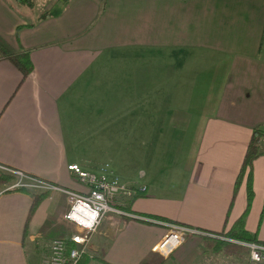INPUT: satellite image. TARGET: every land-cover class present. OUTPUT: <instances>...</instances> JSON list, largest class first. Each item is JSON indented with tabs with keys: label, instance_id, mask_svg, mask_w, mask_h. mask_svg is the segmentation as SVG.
Here are the masks:
<instances>
[{
	"label": "crops",
	"instance_id": "1",
	"mask_svg": "<svg viewBox=\"0 0 264 264\" xmlns=\"http://www.w3.org/2000/svg\"><path fill=\"white\" fill-rule=\"evenodd\" d=\"M0 36L31 64L21 78L0 55V170L73 192L86 187L68 164L104 172L124 188L114 206L141 191L103 215L77 264H158L155 220L216 236L245 207L264 242V153L248 205L238 175L264 126V0H55L42 14L0 0ZM116 142L140 168L115 159ZM31 192L0 189V264H45L50 241L76 231L58 189L27 220Z\"/></svg>",
	"mask_w": 264,
	"mask_h": 264
},
{
	"label": "built area",
	"instance_id": "2",
	"mask_svg": "<svg viewBox=\"0 0 264 264\" xmlns=\"http://www.w3.org/2000/svg\"><path fill=\"white\" fill-rule=\"evenodd\" d=\"M68 169L71 170L75 179L84 184L86 187L85 192H73L68 189H59L56 185L50 184L43 179H35L31 176L21 174L24 178H27V181L24 183H14L6 187V189H14L16 187H31L34 190H46L50 191L52 189H58L59 191L65 193L68 199V205L63 214V219L72 223L76 229V233H71L69 237H60L55 236L50 241L49 254L45 259V264H77L79 256L81 255L83 248L87 245L89 236L93 230L84 228L78 223L76 219L71 218L74 214L80 219L87 220L88 214L93 211L98 212L97 220L98 224L105 213L120 214L123 213L117 206L112 205V199L119 191H123V187L118 182L117 178L111 177L104 172L95 173L90 171H84L77 164H68ZM0 169H6L0 166ZM154 222L159 223L165 229L163 236L154 243L152 247V252L159 253L161 257H166L171 253L179 244H177V239L184 241V239L191 235H203L208 234L205 232L198 231L195 227L184 226L181 223H172L170 221L162 222L160 220H155ZM95 226V228L98 226ZM82 240L83 242H77V239ZM226 241L231 240L236 244H243L247 248V259L248 262L245 264H264V243L260 241H248V240H237L235 238H223ZM67 241H71V244L66 250ZM75 253V255H74ZM165 253H167L165 255ZM253 253H255L259 259L253 258Z\"/></svg>",
	"mask_w": 264,
	"mask_h": 264
},
{
	"label": "trees",
	"instance_id": "3",
	"mask_svg": "<svg viewBox=\"0 0 264 264\" xmlns=\"http://www.w3.org/2000/svg\"><path fill=\"white\" fill-rule=\"evenodd\" d=\"M17 5L20 4H26L27 6H30V0H14ZM0 55L8 58L19 70L21 74V78L24 77L28 72H31V64L28 59V55L26 51L21 50L17 51L14 50L12 47L9 46V44L0 36ZM264 136V126L261 127H252L251 134L249 141L246 146V151L244 152L242 164L239 169V176H245V191H246V199L248 200L246 205L251 201L250 198L252 196V188L251 187V176L250 175V164L252 163L251 160L258 155H261L264 153V150L259 149V140ZM15 179V175L11 172L0 170V185H11L10 183ZM15 189H23V187H16ZM14 190V189H13ZM8 191V190H7ZM141 191H132L131 193L127 194L123 198H120V203L117 205L119 207H122V209L127 208L129 205L131 199L133 197H136L140 194ZM45 194V191H39V192H31V200L29 207L27 208V220L30 214L32 213L33 209H36L38 202L40 201L41 197ZM123 203V205L121 204ZM246 207L245 210H243V213L240 214V216L235 220V222L232 223L231 226L228 227L225 231H219L216 236H210V235H203L199 239V243L203 248L210 249L212 252H220L224 255L226 254H236L238 255L239 252H241V248L237 247L235 243L227 242L223 240V238H220V236L225 238H235L237 240H248V241H260L256 239L254 234H251L247 232V230L243 227V217L246 213ZM261 242V241H260ZM264 243V242H263ZM66 250H68L69 246L72 245L71 242L67 241L66 244Z\"/></svg>",
	"mask_w": 264,
	"mask_h": 264
},
{
	"label": "rangeland",
	"instance_id": "4",
	"mask_svg": "<svg viewBox=\"0 0 264 264\" xmlns=\"http://www.w3.org/2000/svg\"><path fill=\"white\" fill-rule=\"evenodd\" d=\"M8 1L14 3V5L17 4V3H15L14 0H8ZM53 1H55V0H30V4H31L30 6H27L26 4H21V8L22 9L27 8L29 10V12L34 11V12L42 14V12L47 8V4H49ZM162 144L163 143H161V142H158V143L157 142H155V143L151 142V143H149L148 151L150 152V151L158 150L160 153L162 151L161 150ZM169 145H171V144H169ZM140 147H142V145H139L138 143L134 144L133 150H137ZM114 148L116 149L115 159L119 158L122 161L123 165L125 164V167H126L125 169L128 170V168H131V166H132L133 169H135V171H136V169L140 168L139 166L137 168L136 165L133 166V164H128V161H129V159L127 157L128 151L123 148V144L116 142V143H114ZM141 149H138V150H141ZM114 154H115V152H114ZM90 172H92V171H90ZM13 174L15 175V179L10 184H14L17 182H19V183L26 182L25 178L23 177L24 175L21 176V174H19L18 172L17 173L13 172ZM8 186H10V185H0V189L6 188ZM6 190H13V189H6ZM39 191H46V190H39ZM105 214H107V213H105ZM70 232H72V230H70ZM75 233H76V231H75ZM203 235H210V233L209 234H203ZM203 235L191 234V235L187 236L184 239V241H182V243H184V245H182L180 243L182 246L179 248V250L176 251L175 254L169 253L171 255L168 254L167 255L168 257L167 256L161 257V255H159L157 253L156 256L158 257V259H162V261L160 260L158 264H245L248 262V259H247V251L248 250L245 247V245L241 244V246H240V245L236 244L234 241L228 240L227 242L235 243V245H237V247L241 248L242 249L241 252H239L238 255L232 254V253L224 255L222 253V251L215 253V252L210 251V249L203 248L200 245V243H199L200 239L199 238ZM210 236H214V235H210ZM220 238H225V237L220 236ZM223 240H225V239H223Z\"/></svg>",
	"mask_w": 264,
	"mask_h": 264
},
{
	"label": "clouds",
	"instance_id": "5",
	"mask_svg": "<svg viewBox=\"0 0 264 264\" xmlns=\"http://www.w3.org/2000/svg\"><path fill=\"white\" fill-rule=\"evenodd\" d=\"M97 216H98V212L93 211L90 214H88V219L87 220L80 219L79 217L75 216L74 214L72 215L71 218L76 219L78 221V223L80 225H82L84 228H88L90 230H94L95 226L98 224ZM77 242L82 243L83 241L78 238ZM179 243H182V240L177 239V244H179ZM166 254L167 253H165V255ZM74 255H75V253H74ZM253 258L257 259V260L259 259V257L255 253H253Z\"/></svg>",
	"mask_w": 264,
	"mask_h": 264
}]
</instances>
